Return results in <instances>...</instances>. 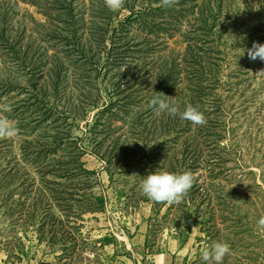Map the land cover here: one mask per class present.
I'll list each match as a JSON object with an SVG mask.
<instances>
[{
	"label": "rangeland",
	"instance_id": "374dc122",
	"mask_svg": "<svg viewBox=\"0 0 264 264\" xmlns=\"http://www.w3.org/2000/svg\"><path fill=\"white\" fill-rule=\"evenodd\" d=\"M181 1L176 30L142 51L127 46L149 30L124 17L160 0H125L118 12L104 0H0V106L12 108L0 116L18 130L0 139V264H204L213 241L230 245L224 264H264V60L247 54L264 44V0H212L207 22L194 14L209 0ZM71 37L87 57L67 50ZM160 63L183 77L166 95L181 110L197 107L205 125L139 115L151 75L134 72ZM37 92L50 100L42 106ZM162 170L196 176L180 203L141 193L145 176ZM38 196L61 221L38 227L41 215L28 210ZM76 197L101 208L69 207Z\"/></svg>",
	"mask_w": 264,
	"mask_h": 264
},
{
	"label": "trees",
	"instance_id": "16d2710c",
	"mask_svg": "<svg viewBox=\"0 0 264 264\" xmlns=\"http://www.w3.org/2000/svg\"><path fill=\"white\" fill-rule=\"evenodd\" d=\"M211 1L212 0H209V4H210V7H207L202 9V11H200V9L197 11L198 14H194V16H196V18L194 19V21L196 22H199L200 20H205L206 22L207 21H210L209 20V17L213 16V14L215 13L214 11V8H213V5L211 4ZM181 0H179V3L180 4ZM219 2H221V0H219ZM149 5H147L146 7L144 8H141V9H133V8H130L131 9V12L128 14V15H125L124 19H134V20H140V24L141 26H143L144 28H146L148 31H145V35L146 37L141 41V39H138L136 40V42L134 41V39H132V44L129 42L128 44V48L133 46V45H140L141 46V49L140 50H144L143 48H145L144 46H147L150 42H155L156 44H163L165 40L167 39H157L158 38V35L160 33V31L162 30H176V27L178 26V24L180 23L181 21V14H182V10L181 9H177L175 7L173 8H164V7H161L160 4H157V5H154L152 2L151 3H148ZM203 6V5H202ZM181 10V11H180ZM125 26V23H121V27ZM153 32H156V33H153ZM153 38V39H152ZM134 42V43H133ZM66 44L69 45L68 47V51L70 49L73 50V51H77V53H79V57L82 56V58H85L88 56V53L85 51V49L82 47L83 45L81 44V41L78 40L77 37L73 38H69V39H66L65 41ZM81 44V46H80ZM123 53L125 51H122ZM189 53H190V56H187V59L185 58V61H186V64L189 63V64H192L194 66L195 63H197V60H200V55L194 51V49H190L189 50ZM121 55H119L118 57H120ZM146 63V61L144 62ZM163 63V62H162ZM160 63L157 66V69H151L150 70H145L144 71H141V70H138L137 72H134L135 74L137 75H140L139 78L141 76H144L146 73H149L150 72V75H151V81H150V85L148 86V89L147 91H145V93L142 94V97L140 98L141 100L139 101L140 102V105L138 107L139 111H140V114L139 115H142V112H147L150 111V112H153L151 109H149L147 107V102L148 100L155 96V95H159L161 94L160 92L164 93L165 95L172 91L173 89H176L177 86L179 85L180 83V80L183 78L180 74L181 70L180 71H176V66L175 63H172L171 65H166V66H162L163 64ZM179 64V63H178ZM185 64V65H186ZM174 68H175V71H174ZM182 68V67H181ZM133 72L130 73V69L128 68L126 71H124V75L126 76V78H130V76H132L134 74ZM199 73H202V71H199L198 69H193L192 71V74H195V75H198ZM145 80V79H144ZM127 81V80H125ZM36 96V99L35 101L36 102H41L42 103V106L43 104L45 103L46 104V101L50 100V99H47L48 96H46V93L44 94H41L39 92H37L35 94ZM143 99H145L144 102H141ZM34 101V103H35ZM128 103V102H127ZM38 104V103H37ZM115 104V102H108L106 103V105H104L100 111H103L102 113H104L106 110H109L112 105ZM41 107V106H40ZM123 108H116L118 111H124L126 112V107L125 106H122ZM56 109H54L53 107H50L49 109H47L46 112H48L47 114H51L53 115L55 112ZM58 112V111H57ZM116 112L115 111H111V114H114ZM60 139V137L58 138L57 134L54 136V139L49 143V144H57V141ZM102 142H100L101 144ZM43 148L45 149H48L50 146L49 144H45L43 143ZM44 149V150H45ZM44 150H34V154L35 156L39 159L43 156L46 155V152ZM102 156H105L104 154H102ZM105 158V157H104ZM106 161V159H104ZM111 157L109 160H107L108 163L111 162ZM54 163H50V165H53ZM48 170H51V169H48ZM78 197H76V202L75 203H66L70 206H73L75 205V207L77 206L79 210H88L89 208L93 209V210H97L95 208H97L98 206H100L98 200H94V199H88L87 200H84V199H77ZM43 199L39 198L38 196V199L35 200L34 202V206L32 207L31 205V209H28L30 210L31 212V215L32 216H39L41 215V218H40V222L38 227L41 229H46L48 228L49 226V217L50 216H53V220H56V221H61V219L59 220L55 215L54 213L50 212V208H51V203H48L49 204V209L47 208L48 207V204L46 206H43ZM92 204H96L95 206H92ZM103 207V205H102ZM98 208H101L98 207ZM34 210H36V214L38 212L37 215H33V212ZM42 212V213H41ZM52 219V218H50ZM52 223H50V228H52ZM54 228V227H53ZM52 228V229H53ZM63 230H65L63 236H61L62 238L64 237H67V235H70L71 234V231L70 230H67V229H64L62 228ZM57 236L53 235L52 234V242H56V238ZM64 250L66 251H69L71 250L69 246H66L64 247Z\"/></svg>",
	"mask_w": 264,
	"mask_h": 264
},
{
	"label": "clouds",
	"instance_id": "9594fccd",
	"mask_svg": "<svg viewBox=\"0 0 264 264\" xmlns=\"http://www.w3.org/2000/svg\"><path fill=\"white\" fill-rule=\"evenodd\" d=\"M125 0H104V5L110 11L118 12L124 6ZM179 0H160V6L173 8ZM248 57L252 60L257 58L264 60V44L254 42L252 47L247 49ZM161 94L151 97L147 107L155 116L167 114L172 117L179 116L180 119L189 121L193 126H203L206 118L197 107L187 104L181 110L177 101L170 99L168 95ZM0 111L11 112L10 105L0 106ZM18 134V130L11 122L0 116V139H12ZM151 146V145H149ZM224 146V145H222ZM196 176L191 171L174 173L169 171H155L145 176L139 187L141 193L154 203H166L171 206L180 203L194 186ZM257 223L264 226V216H261ZM231 253L230 245L227 242L213 241L206 245L200 252L204 264H224V258Z\"/></svg>",
	"mask_w": 264,
	"mask_h": 264
}]
</instances>
